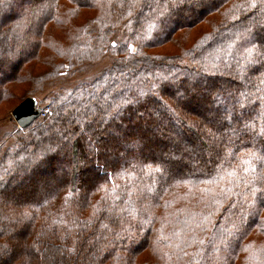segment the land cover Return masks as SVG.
Here are the masks:
<instances>
[{
	"label": "trees",
	"instance_id": "obj_1",
	"mask_svg": "<svg viewBox=\"0 0 264 264\" xmlns=\"http://www.w3.org/2000/svg\"><path fill=\"white\" fill-rule=\"evenodd\" d=\"M18 1L0 8V101L111 64L0 147V243L27 249L15 264H264V3ZM54 150L64 163L37 167Z\"/></svg>",
	"mask_w": 264,
	"mask_h": 264
},
{
	"label": "rangeland",
	"instance_id": "obj_2",
	"mask_svg": "<svg viewBox=\"0 0 264 264\" xmlns=\"http://www.w3.org/2000/svg\"><path fill=\"white\" fill-rule=\"evenodd\" d=\"M12 1H14V3L16 4L19 3L18 0H12ZM203 29L206 30L207 28L204 26ZM198 33H199L198 31L194 32L191 35V38H194L196 34ZM131 47H132V51H134L135 50L134 47L133 46ZM153 51L157 53H166V52L170 53V51L173 52L174 49L171 46H165V47H159ZM98 62H99L98 64H95L90 67H86L87 69H85L83 73H79V74L69 73L71 75H67L66 77H63L62 79L60 78L56 81L54 80L51 82L44 83L41 86L40 91H38V93L33 98L36 102L35 108L37 110L41 109L40 108L42 107L41 102L43 101L44 98L46 97L50 98L54 96L55 94L61 93L64 90H70L77 83L88 82L91 79L95 78L103 69H105L106 67L108 68L110 66L111 58L109 57L108 54H104L103 57ZM18 70L19 69H17V72ZM70 71L71 70L69 69V65L65 62V64L63 65V68L59 67L54 72L56 73V75H60V74L64 75L66 72L68 73ZM5 78H8V77H5ZM4 80H8V79H4ZM27 89L28 88L26 85H18L16 88L12 89L13 95H14L13 99H10L5 102L0 101V147L1 145H3V148H14L16 145V138L19 135L18 133L21 130H23L18 127V125L12 118L11 112L16 107L14 105L18 102L17 100H19L21 96L24 95L23 92H25ZM42 112L35 120L43 116L44 113ZM123 149L126 150L127 148H121V150ZM119 156H122V155L120 154ZM54 168L58 169V166H55ZM52 175L53 174H47L46 176H42V175L41 176L40 175L29 176L28 180L22 183V185L20 186L25 187L32 183L34 184L37 183L39 185L42 182L51 181Z\"/></svg>",
	"mask_w": 264,
	"mask_h": 264
},
{
	"label": "snow or ice",
	"instance_id": "obj_3",
	"mask_svg": "<svg viewBox=\"0 0 264 264\" xmlns=\"http://www.w3.org/2000/svg\"><path fill=\"white\" fill-rule=\"evenodd\" d=\"M177 2H178V6L182 7L184 0H177ZM261 3H264V0H261ZM9 6H10L9 0H0V8H8ZM251 7L255 8L257 7V5L253 3ZM262 11H264V9H262ZM115 46L116 44L115 42H113V47ZM128 47H129V51L131 52L132 51L131 45H129ZM248 51H249V55H251V49H249ZM190 94H191L190 102L197 103L202 100V95L200 94V92L198 91L195 85L190 86ZM143 95H144L143 93L140 94L141 97H143ZM136 102L138 103L139 100H137ZM123 104L131 106L133 104V101L130 99H125L123 101ZM115 107L117 110H119L122 107V105L117 104ZM165 107L167 106L165 105ZM169 111H173V110L169 109ZM178 122L183 124L182 121L178 120ZM187 127L191 128L193 127V124L190 123L189 125H187ZM162 132L163 130H161V134ZM155 134L156 133L153 130V135ZM45 162L51 164L52 166H57V165H62L64 163V159L60 157V153L58 151L54 150L52 153V157H50L47 161L44 160L38 161L37 167H39L40 164ZM68 163H72V162L68 161ZM253 194H255V192ZM26 251L27 249L25 248L24 243L21 240H17L14 244H11L10 241H5L3 243H0V264H15L17 258L22 257V253Z\"/></svg>",
	"mask_w": 264,
	"mask_h": 264
},
{
	"label": "water",
	"instance_id": "obj_4",
	"mask_svg": "<svg viewBox=\"0 0 264 264\" xmlns=\"http://www.w3.org/2000/svg\"><path fill=\"white\" fill-rule=\"evenodd\" d=\"M35 105L33 98H26L12 110V118L20 129L27 128L38 117Z\"/></svg>",
	"mask_w": 264,
	"mask_h": 264
}]
</instances>
